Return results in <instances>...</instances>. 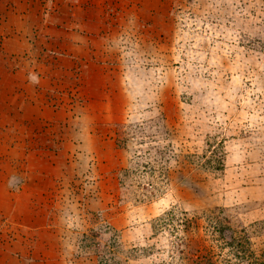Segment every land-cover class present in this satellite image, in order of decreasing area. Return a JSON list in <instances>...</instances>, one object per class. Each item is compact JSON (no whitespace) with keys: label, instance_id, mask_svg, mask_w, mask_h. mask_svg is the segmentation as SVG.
<instances>
[{"label":"rangeland","instance_id":"obj_1","mask_svg":"<svg viewBox=\"0 0 264 264\" xmlns=\"http://www.w3.org/2000/svg\"><path fill=\"white\" fill-rule=\"evenodd\" d=\"M161 8L164 21L124 34L135 55L124 58L134 96L118 138L124 161L105 175L101 218L82 249L98 264H197L207 255L251 264L230 244L246 234L264 251V0Z\"/></svg>","mask_w":264,"mask_h":264},{"label":"crops","instance_id":"obj_2","mask_svg":"<svg viewBox=\"0 0 264 264\" xmlns=\"http://www.w3.org/2000/svg\"><path fill=\"white\" fill-rule=\"evenodd\" d=\"M163 14L161 0H0V264H98L80 238L124 161L121 44Z\"/></svg>","mask_w":264,"mask_h":264},{"label":"trees","instance_id":"obj_3","mask_svg":"<svg viewBox=\"0 0 264 264\" xmlns=\"http://www.w3.org/2000/svg\"><path fill=\"white\" fill-rule=\"evenodd\" d=\"M218 223H220V227L223 228V232H226L228 230H232V227L228 226H224V223L219 221ZM262 229L264 230V227H262ZM244 232V231H243ZM233 233V232H232ZM234 234V233H233ZM232 239L237 240L236 244H230V247H234V248H238V250L240 251V253H243L245 257L246 255H250L251 258V264H264V257L262 255H264V251L261 252L260 255H257L256 250L253 248L252 242L249 240L248 236L246 234L242 235V236H236L234 237L233 235H231ZM207 256L209 259H207ZM207 256H203L204 260L200 259V261L197 264H219L218 259L217 262L216 260H214L213 255H207ZM201 258V256L199 257ZM184 259L182 261L181 264H184ZM120 264H123L122 262H119Z\"/></svg>","mask_w":264,"mask_h":264}]
</instances>
